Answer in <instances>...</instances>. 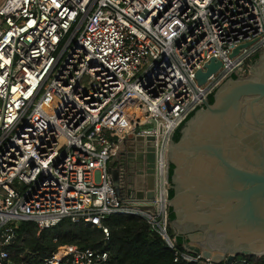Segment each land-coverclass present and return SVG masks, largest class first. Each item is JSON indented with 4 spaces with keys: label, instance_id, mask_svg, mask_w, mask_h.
Segmentation results:
<instances>
[{
    "label": "built area",
    "instance_id": "2783aa9c",
    "mask_svg": "<svg viewBox=\"0 0 264 264\" xmlns=\"http://www.w3.org/2000/svg\"><path fill=\"white\" fill-rule=\"evenodd\" d=\"M262 48L264 0H0V264H108L100 250L64 246L33 263L8 248L21 224L43 231L65 219L102 230L106 243L112 215L144 218L176 250L171 137ZM212 61L219 69L199 84ZM131 135L154 138L152 202L124 201L113 184L109 166Z\"/></svg>",
    "mask_w": 264,
    "mask_h": 264
},
{
    "label": "water",
    "instance_id": "95a60500",
    "mask_svg": "<svg viewBox=\"0 0 264 264\" xmlns=\"http://www.w3.org/2000/svg\"><path fill=\"white\" fill-rule=\"evenodd\" d=\"M219 67L212 61L206 73L198 72L199 84ZM234 75L238 80L231 79ZM212 95L215 101L210 104ZM154 144L153 137L134 135L121 144L109 168L122 200L155 199L157 169L148 165L150 159L155 162ZM170 165L176 191L169 199L178 229L175 238L201 247L202 259L211 264H234L240 256L264 254V48L176 128L168 150L169 191ZM134 208L155 212L153 206Z\"/></svg>",
    "mask_w": 264,
    "mask_h": 264
},
{
    "label": "trees",
    "instance_id": "16d2710c",
    "mask_svg": "<svg viewBox=\"0 0 264 264\" xmlns=\"http://www.w3.org/2000/svg\"><path fill=\"white\" fill-rule=\"evenodd\" d=\"M231 79L237 80L238 77L234 75ZM208 100L210 104H213L215 95L210 96ZM193 115L194 113L187 121ZM184 124L174 135L175 142L180 140V131ZM173 172L174 166L170 165L169 199H172L176 193ZM169 219L171 222L175 220L172 208L169 211ZM104 224L110 231V239L106 243L103 240L102 230L83 223H73L70 219H65L55 227L43 231H40L35 223L25 222L18 228L16 241L8 250L14 255V260L33 263L53 256L61 247L69 246L77 249L106 251L109 254L108 264H207L203 261L187 262L183 259L176 261L175 252H185L183 249L185 238H175L176 250H174L144 218L112 215L104 221ZM241 258H247L255 264H264V256L259 259L244 256Z\"/></svg>",
    "mask_w": 264,
    "mask_h": 264
},
{
    "label": "crops",
    "instance_id": "0c3cea01",
    "mask_svg": "<svg viewBox=\"0 0 264 264\" xmlns=\"http://www.w3.org/2000/svg\"><path fill=\"white\" fill-rule=\"evenodd\" d=\"M171 233L174 236V238L178 235V229L175 227L173 222H171ZM183 249L185 252H187L191 255H198V254H200L201 247L197 246L194 243H184ZM241 253H242V251H241ZM256 256H262L263 257L264 254L263 255H256ZM256 256H253V257H256Z\"/></svg>",
    "mask_w": 264,
    "mask_h": 264
},
{
    "label": "bare ground",
    "instance_id": "6f19581e",
    "mask_svg": "<svg viewBox=\"0 0 264 264\" xmlns=\"http://www.w3.org/2000/svg\"><path fill=\"white\" fill-rule=\"evenodd\" d=\"M52 101H53L54 104L56 103V100H55V99H53ZM45 107H46L47 109H50V105H45ZM121 107H122V105L118 107V110H119ZM116 114H117V110H115V111L113 112V114L111 115V117H113V120H114V121L118 119V116H115ZM114 116H115V117H114ZM65 250H67V251H71L72 248L67 247V249H65ZM65 250H64V252H62V250H61V253H60L59 257H62L63 255H65V253H66Z\"/></svg>",
    "mask_w": 264,
    "mask_h": 264
},
{
    "label": "flooded vegetation",
    "instance_id": "af4514ba",
    "mask_svg": "<svg viewBox=\"0 0 264 264\" xmlns=\"http://www.w3.org/2000/svg\"><path fill=\"white\" fill-rule=\"evenodd\" d=\"M238 80V79H237ZM146 158L144 157L143 158V161H142V165H143V167H145L146 166ZM148 165H155V168L154 169H156V156H155V162L154 161H151V159H150V162H149V164ZM256 256V255H255ZM238 259V258H237Z\"/></svg>",
    "mask_w": 264,
    "mask_h": 264
},
{
    "label": "rangeland",
    "instance_id": "374dc122",
    "mask_svg": "<svg viewBox=\"0 0 264 264\" xmlns=\"http://www.w3.org/2000/svg\"><path fill=\"white\" fill-rule=\"evenodd\" d=\"M170 233H171V231H170ZM171 236L174 238V236L172 235V233H171ZM260 257H262V256H256V259H259ZM238 259H242L241 256L238 257Z\"/></svg>",
    "mask_w": 264,
    "mask_h": 264
}]
</instances>
